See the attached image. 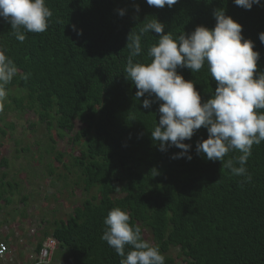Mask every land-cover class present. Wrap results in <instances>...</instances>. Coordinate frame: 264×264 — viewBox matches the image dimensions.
Instances as JSON below:
<instances>
[{"label":"trees","instance_id":"16d2710c","mask_svg":"<svg viewBox=\"0 0 264 264\" xmlns=\"http://www.w3.org/2000/svg\"><path fill=\"white\" fill-rule=\"evenodd\" d=\"M46 5L53 13L48 29L25 33L22 43L10 23L0 18V49L18 69L6 85L22 92L12 98L17 111H33L47 132L53 125L70 133L74 120L83 125L70 137L77 154L69 160L78 172L81 201L65 219L53 223L49 234L44 232L57 246L55 253L68 250L69 264H120L121 257L101 239L105 217L119 207L133 227L141 228L143 239L158 246L165 264H174L169 253L173 248L180 264H264V142L253 145L246 163L250 183L231 175L221 161L197 154V142L208 138L203 127L184 141L191 145L192 159L173 158L182 150L161 151L151 137L162 101L153 96L151 107L143 108L147 94L137 99V89L124 71L128 36L138 34L145 23L157 19L165 33L178 39L197 26L213 29V13L223 9L242 25V36L259 53L255 78L264 73V44L259 40L264 0L250 10L234 0H178L171 8L149 6L146 0H46ZM119 9L125 10L123 16ZM158 40L154 31L143 34L142 52L134 62H150L148 48ZM177 71L195 83L202 104L211 98L217 82L206 63L196 73ZM0 135H5L1 127ZM239 155L230 151L225 161ZM7 166L0 157V169ZM5 176L1 172L0 202L12 187L4 183ZM40 248L38 243L35 252Z\"/></svg>","mask_w":264,"mask_h":264},{"label":"clouds","instance_id":"9594fccd","mask_svg":"<svg viewBox=\"0 0 264 264\" xmlns=\"http://www.w3.org/2000/svg\"><path fill=\"white\" fill-rule=\"evenodd\" d=\"M177 2L146 0L149 6L157 8L165 5L171 8ZM234 3L250 10L261 0H234ZM136 11L139 12V6ZM118 13L123 16L125 10L119 9ZM52 15L46 0H0V18L10 23L15 38L21 43L26 39L25 33L45 32ZM213 15L216 20L213 29L197 26L191 34L182 33L178 39L165 33V25L157 19L145 23L138 34L131 32L126 45L130 55L125 77L135 85L137 99L147 94L148 98L142 101L143 108L151 107L153 96L156 101H162L159 122L151 131L152 139L159 142V150L176 147L182 151L173 158L191 160L188 154L191 145L184 141L203 127L208 138L197 142V154L221 161L231 175L244 177L243 182L250 183L252 176L246 163L253 145L264 142V112L257 111L264 109V73L254 78L259 53L253 50V42L242 36V25L226 16L223 9ZM149 31L159 36L158 43L148 48L151 60L134 62L133 58L142 52L141 37ZM259 40L264 44V32L259 34ZM205 63L217 86L211 98L202 104L195 83L185 80L177 69L187 68L196 73ZM17 71L14 61L0 49V100L5 98L6 85ZM27 78L26 75L24 79ZM233 150L240 155L225 161ZM129 221L127 212L119 207L111 209L103 221L105 229L101 239L121 257L120 264H165V256L158 246L143 239L141 228L133 227Z\"/></svg>","mask_w":264,"mask_h":264},{"label":"rangeland","instance_id":"374dc122","mask_svg":"<svg viewBox=\"0 0 264 264\" xmlns=\"http://www.w3.org/2000/svg\"><path fill=\"white\" fill-rule=\"evenodd\" d=\"M20 95V90L11 87L0 100V127L5 130V135H0V157L8 161V166L0 169V176L4 171V183L12 185L7 188L6 201L0 202V242L7 246L0 264H69L72 260L68 250L60 249L48 262L36 263L35 247L51 240L44 232L49 234L53 223L65 219L81 201L82 186L76 185L78 172L69 160L77 154L70 137L83 125L74 120L70 133L53 125L47 132L33 111L15 109L12 98ZM169 253L173 263L180 264L175 256L177 249Z\"/></svg>","mask_w":264,"mask_h":264},{"label":"built area","instance_id":"2783aa9c","mask_svg":"<svg viewBox=\"0 0 264 264\" xmlns=\"http://www.w3.org/2000/svg\"><path fill=\"white\" fill-rule=\"evenodd\" d=\"M54 244L55 243L53 239L46 240V242L43 244V246L38 252V262L46 263L50 260V257L54 250ZM6 252H7V246L5 245V243L0 242V257L4 256ZM42 253H46V255H42Z\"/></svg>","mask_w":264,"mask_h":264}]
</instances>
